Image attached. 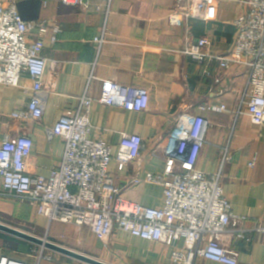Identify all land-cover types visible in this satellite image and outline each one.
Segmentation results:
<instances>
[{"label":"crops","instance_id":"0c3cea01","mask_svg":"<svg viewBox=\"0 0 264 264\" xmlns=\"http://www.w3.org/2000/svg\"><path fill=\"white\" fill-rule=\"evenodd\" d=\"M10 0H0L7 4ZM25 21H48L61 28L56 43L45 41L48 60L44 79L45 111L40 121H24L13 113L27 106L33 82L27 74L16 87L0 86V144L5 137H32L35 146L28 161L31 176H49L63 157L64 141L46 139L52 126L67 110L77 109L92 73L89 95L95 99L90 119V137L104 138L119 148L123 133L139 134L146 147L140 159L122 164L113 159L110 171L122 195L148 207H160L163 188L144 181L148 173L164 170L165 161L157 150L181 113L203 115L209 121L206 142L197 168L222 172V185L233 212L248 219L232 223L223 237L227 248L239 252L238 264H264V235L253 233L251 240L238 239L234 230L249 228L264 217V127L254 125L246 113L238 114L247 83V69L241 64L222 68L218 63H197L184 53L185 45L201 37L210 40L208 51L228 54L238 29L234 21L244 12L243 0H217L215 17L209 21L185 19L180 25L169 20L177 0H113L105 42L98 50L95 38L104 26L105 13L96 10L102 0H92L84 11L58 0H15ZM31 39L36 32L29 34ZM113 80L123 89L146 88L150 93L147 111L129 112L99 102L102 81ZM225 110H205L203 105ZM229 158L221 164L222 151ZM255 160V165L251 162ZM136 179L142 181L137 182ZM1 187V180H0ZM10 215L39 232L45 239L107 264H170L173 247L151 242L116 230L105 246L87 226L49 222L26 201L0 197V216ZM1 242L3 243L1 247ZM24 246L21 248H6ZM44 250L51 256L42 264H87L0 232V254H14L27 261ZM9 251V252H8ZM12 253V254H11ZM197 264H220L198 259Z\"/></svg>","mask_w":264,"mask_h":264},{"label":"built area","instance_id":"2783aa9c","mask_svg":"<svg viewBox=\"0 0 264 264\" xmlns=\"http://www.w3.org/2000/svg\"><path fill=\"white\" fill-rule=\"evenodd\" d=\"M84 11L92 0H58ZM96 7L105 13L100 36L95 38L97 49L105 42L107 24L113 0H102ZM244 12L234 21L238 29L233 49L226 55L208 51L210 40L197 39L184 47V53L197 63L216 62L222 68L241 64L247 69V83L238 114L246 113L251 122L264 127V0H243ZM217 0H177L169 16L172 25L185 19L209 21L215 17ZM36 32L31 39L29 34ZM61 28L48 21H25L15 0L0 3V86L20 85L24 74L30 76L32 95L25 108L13 113L24 121H40L44 116V79L47 59L43 55L45 41H58ZM92 73L77 109L67 110L52 125L45 128L46 139L60 137L64 141L62 161L49 176H31L28 161L35 143L28 135L5 137L0 144V197L26 201L36 206L37 214L49 222L87 226L108 246L116 230L134 237L173 247L170 264H197L202 258L220 264H238L239 252L227 248L223 237L232 223L248 218L233 212L230 198L222 185V172L208 173L197 168L206 142L209 121L203 115L181 113L172 129L157 146L165 167L162 172L148 173L144 181L163 188L160 207H148L129 201L122 195L110 171L113 159L126 165L138 161L146 147L139 134L123 133L114 154L113 146L104 138L90 137L91 108L95 99L89 95ZM99 102L129 112L147 111L150 93L146 88L123 89L117 82L102 81ZM205 110H225L203 105ZM229 147L222 151L224 164L229 161ZM255 165V160L250 164ZM137 182L142 181L136 179ZM264 235V217L249 228H238V239L251 240V234ZM51 256L41 251L35 261L14 255L0 254V264H42Z\"/></svg>","mask_w":264,"mask_h":264},{"label":"water","instance_id":"95a60500","mask_svg":"<svg viewBox=\"0 0 264 264\" xmlns=\"http://www.w3.org/2000/svg\"><path fill=\"white\" fill-rule=\"evenodd\" d=\"M0 232L10 235L12 237H15L17 239H20L22 241H26L28 243L34 244L36 246H39L42 249H47L56 253H60L62 255H65L67 257L73 258L75 260H79L81 262L87 263V264H107L102 261H99L97 259L88 257L86 255H82L81 253H78L76 251H73L71 249H68L66 247H63L59 244H56L54 242H51L45 238H40L35 235H32L28 232L19 230L17 228L11 227L0 223Z\"/></svg>","mask_w":264,"mask_h":264},{"label":"rangeland","instance_id":"374dc122","mask_svg":"<svg viewBox=\"0 0 264 264\" xmlns=\"http://www.w3.org/2000/svg\"><path fill=\"white\" fill-rule=\"evenodd\" d=\"M124 197V196H123ZM125 198V197H124ZM126 199V198H125ZM133 202V201H132ZM0 223H4L8 226L11 225V227H14V228H17L19 230H22V231H25V232H28L32 235H35L37 237H40V238H45V232H39L38 230H36L35 228H33L31 225L29 224H26L20 220H17V218L15 217H11L10 215H2L0 216ZM3 243L1 242V247H2ZM8 245H13L12 243L8 244ZM6 248H10L9 246L6 247ZM9 252V251H8ZM12 254V253H11ZM14 255V254H12ZM16 256V255H15ZM18 257V256H16Z\"/></svg>","mask_w":264,"mask_h":264},{"label":"trees","instance_id":"16d2710c","mask_svg":"<svg viewBox=\"0 0 264 264\" xmlns=\"http://www.w3.org/2000/svg\"><path fill=\"white\" fill-rule=\"evenodd\" d=\"M21 247H22V248H21ZM10 248H14V249H15V248H16V249H17V248H21V249H24V246H20V247H18V246L11 245Z\"/></svg>","mask_w":264,"mask_h":264}]
</instances>
